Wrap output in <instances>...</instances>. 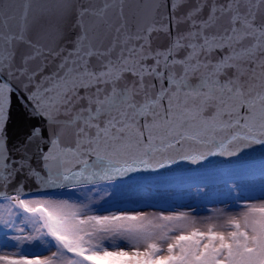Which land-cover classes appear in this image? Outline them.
<instances>
[{
	"label": "snow or ice",
	"instance_id": "snow-or-ice-1",
	"mask_svg": "<svg viewBox=\"0 0 264 264\" xmlns=\"http://www.w3.org/2000/svg\"><path fill=\"white\" fill-rule=\"evenodd\" d=\"M30 4L24 0L17 27L15 0H0V187L22 177L40 189L95 191L79 203L23 198L22 184L14 194L0 193L8 201L0 225L20 233L13 239L55 241L47 258L0 261L264 264V203H245L248 211L204 230L186 212L161 215L157 223L92 208L131 174L229 159L264 145V0H142L134 30L124 20V0H103L77 9L79 32L63 44L59 29L47 43L29 35ZM110 9L118 26L108 19ZM85 16L97 21L100 35H90ZM17 93L44 126L34 125L10 147ZM15 210L27 214L29 235ZM106 239L126 241L131 250H107Z\"/></svg>",
	"mask_w": 264,
	"mask_h": 264
},
{
	"label": "rangeland",
	"instance_id": "rangeland-1",
	"mask_svg": "<svg viewBox=\"0 0 264 264\" xmlns=\"http://www.w3.org/2000/svg\"><path fill=\"white\" fill-rule=\"evenodd\" d=\"M113 193L104 200L92 204L93 213L98 215H146L149 220L160 223L157 217L186 212L196 221V227L204 230L209 224L218 228L225 225L227 217L240 216L248 211L245 203H264V163L225 168L207 172L184 174L173 177L129 182L110 186ZM95 190H93L94 192ZM93 192L87 189L77 190L50 197L79 203L91 198ZM0 203V211L7 206ZM17 224L24 229V235L32 232L22 210H15ZM20 233L0 225V255L19 258L21 255L33 258H47L55 251V241L47 237L36 240L17 242L13 237ZM103 247L114 251L131 250L126 241L104 240ZM73 254L68 253L71 257ZM0 264H4L0 261Z\"/></svg>",
	"mask_w": 264,
	"mask_h": 264
},
{
	"label": "water",
	"instance_id": "water-1",
	"mask_svg": "<svg viewBox=\"0 0 264 264\" xmlns=\"http://www.w3.org/2000/svg\"><path fill=\"white\" fill-rule=\"evenodd\" d=\"M191 3L192 0H189ZM103 0H31L29 7V19L33 21V26L29 32L34 39L40 38L41 42L47 43L52 41L56 36V30L59 29L64 33V39L60 43L74 40L79 29L75 27L77 21V9L82 5H94L100 7ZM142 3V0H124V20L127 22V28L134 30L136 26L137 6ZM24 0H15V6L18 9L16 12L17 20L12 23L18 27L20 21L19 16L23 12ZM84 24L89 27L90 35H100L101 28L97 26V21L85 16ZM108 19L113 26H118L122 21L118 17L117 11L109 10ZM115 31L104 34L105 43L110 41L115 36ZM67 46L70 48L71 44ZM34 125L44 126L43 121L38 118H33L29 114V108L26 100L22 94H13L11 99V106L9 110L8 120V136L9 146L24 132L30 130ZM70 142V138H69ZM264 163V145H256L250 149L241 152L239 155L229 159L222 157H210L200 165H193L190 163H179L169 168L162 169L158 172H139L131 174L130 177L117 184L145 181L166 177L179 176L184 174H192L199 172H207L213 170H220L225 168H233L238 166L253 165ZM33 167H39V164L33 162ZM22 184L23 198H37L50 197L60 194H65L77 190L78 188H61V189H40L38 182L34 179L18 178V181L9 185L6 189L0 187V193L14 194L15 189ZM7 202L0 198V203Z\"/></svg>",
	"mask_w": 264,
	"mask_h": 264
}]
</instances>
